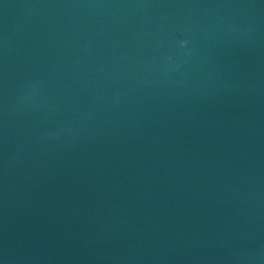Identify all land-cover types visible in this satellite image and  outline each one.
I'll use <instances>...</instances> for the list:
<instances>
[{
	"label": "water",
	"instance_id": "obj_1",
	"mask_svg": "<svg viewBox=\"0 0 264 264\" xmlns=\"http://www.w3.org/2000/svg\"><path fill=\"white\" fill-rule=\"evenodd\" d=\"M0 264H264V0H0Z\"/></svg>",
	"mask_w": 264,
	"mask_h": 264
}]
</instances>
